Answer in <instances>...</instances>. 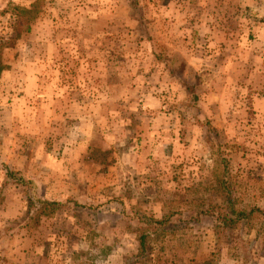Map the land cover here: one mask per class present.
Wrapping results in <instances>:
<instances>
[{
	"label": "rangeland",
	"instance_id": "rangeland-1",
	"mask_svg": "<svg viewBox=\"0 0 264 264\" xmlns=\"http://www.w3.org/2000/svg\"><path fill=\"white\" fill-rule=\"evenodd\" d=\"M222 181L264 212V0H0V264H264Z\"/></svg>",
	"mask_w": 264,
	"mask_h": 264
},
{
	"label": "trees",
	"instance_id": "trees-1",
	"mask_svg": "<svg viewBox=\"0 0 264 264\" xmlns=\"http://www.w3.org/2000/svg\"><path fill=\"white\" fill-rule=\"evenodd\" d=\"M188 89L191 92L193 90L192 86H189ZM221 187L222 191L225 193V206L211 207V205H209L208 208H203L198 212L199 216L202 215L211 219L216 227L221 228L222 230H230L238 226L239 224L250 221L253 217L257 216V214L264 213L260 208H237L235 206V200L233 198L229 184H227V182L225 183L224 181H222ZM173 215V213H167L163 215L161 220L149 219L147 223L154 226L153 233H156L157 231L164 232L170 228V225L172 223L171 219ZM198 215H196V218H192L191 220H199L200 218L198 217ZM149 238L150 235L147 232H144L139 236L138 249L141 252V257L140 255H137L135 257V263H138L141 260L145 261L149 259V252L152 250L148 242ZM202 264H207V262H204Z\"/></svg>",
	"mask_w": 264,
	"mask_h": 264
},
{
	"label": "crops",
	"instance_id": "crops-1",
	"mask_svg": "<svg viewBox=\"0 0 264 264\" xmlns=\"http://www.w3.org/2000/svg\"><path fill=\"white\" fill-rule=\"evenodd\" d=\"M257 19V18H256ZM258 20V19H257ZM256 22V21H255ZM260 23V20H258L257 21V24H259ZM259 29L257 30V37H259L260 36V32H263L262 31V29H260L261 28V26L260 27H258ZM256 37V36H255Z\"/></svg>",
	"mask_w": 264,
	"mask_h": 264
}]
</instances>
